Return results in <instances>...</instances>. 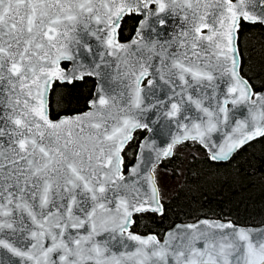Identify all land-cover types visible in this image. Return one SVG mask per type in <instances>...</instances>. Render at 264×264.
Wrapping results in <instances>:
<instances>
[{
	"label": "snow or ice",
	"instance_id": "obj_1",
	"mask_svg": "<svg viewBox=\"0 0 264 264\" xmlns=\"http://www.w3.org/2000/svg\"><path fill=\"white\" fill-rule=\"evenodd\" d=\"M251 27L264 0H0V264H264V221L177 220L160 171L264 181Z\"/></svg>",
	"mask_w": 264,
	"mask_h": 264
},
{
	"label": "trees",
	"instance_id": "obj_2",
	"mask_svg": "<svg viewBox=\"0 0 264 264\" xmlns=\"http://www.w3.org/2000/svg\"><path fill=\"white\" fill-rule=\"evenodd\" d=\"M247 51L255 60L264 58V32L258 27H251L244 35ZM188 153L178 152L177 159L181 167V181L170 194L172 197L173 213L179 212L174 218L186 219V213L193 215L227 214L229 209L233 214H239L241 222L258 225L264 221V181L258 177H250L253 184L246 178L241 187L237 181L235 169L228 168L209 169L203 160L193 161L192 153L196 149L189 144ZM256 160L264 157V146L257 145L251 150ZM241 169L246 167L248 160L241 156L238 158ZM165 167V166H164ZM259 167V165H258ZM171 172V165L166 166ZM199 171V176L195 173ZM179 175V174H178ZM177 175V176H178Z\"/></svg>",
	"mask_w": 264,
	"mask_h": 264
},
{
	"label": "rangeland",
	"instance_id": "obj_3",
	"mask_svg": "<svg viewBox=\"0 0 264 264\" xmlns=\"http://www.w3.org/2000/svg\"><path fill=\"white\" fill-rule=\"evenodd\" d=\"M189 150L190 148H182L179 149L178 152L188 153ZM160 171L162 181L165 183L167 192L170 195L180 183L182 174H179L178 176H172L170 170L164 166L161 167Z\"/></svg>",
	"mask_w": 264,
	"mask_h": 264
}]
</instances>
